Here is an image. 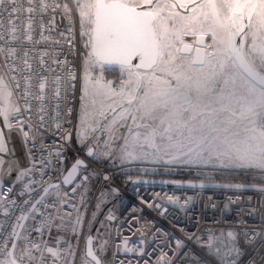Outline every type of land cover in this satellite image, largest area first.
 <instances>
[{
	"label": "snow or ice",
	"instance_id": "1",
	"mask_svg": "<svg viewBox=\"0 0 264 264\" xmlns=\"http://www.w3.org/2000/svg\"><path fill=\"white\" fill-rule=\"evenodd\" d=\"M28 3L31 5L33 0ZM74 3L79 13L81 37H88L85 47L90 49L85 60L83 93L87 94L88 85H91L93 94L102 92L109 98L118 97V101L113 99L109 105L114 113L111 124H116L117 119L131 121L126 125L128 135L122 137L121 161L147 156L169 157L167 163L211 164L264 172V0H181L179 7L188 8L190 5L193 15L172 12L167 19L160 13L175 9L177 4L161 6L159 0L156 3L153 0H74ZM6 4L11 9L8 13L9 39L5 41L9 47H0V54L7 59H22L23 67L15 64H5L4 67L12 73L23 74L24 111L31 112V97L41 103L39 110L43 112L47 77H36L39 83L37 92L33 93V66L27 59L29 52L24 49L21 58L17 55L19 49L11 46L15 42L23 44L33 40L32 14L36 8L24 9L28 22L21 40L16 35L17 26L11 20L20 8L16 6V0H0V8ZM46 7L41 0V10ZM63 7L69 13L71 23V10L67 4ZM177 18L181 24L179 29L174 26ZM168 21L173 27L168 26ZM197 32H210L212 43L204 45L202 36L195 39L194 43L203 47H196L195 57H191L193 44L186 43L183 36L196 37ZM3 39L4 32L0 31V40ZM40 64L43 67V58ZM98 64L101 67L105 64L119 66L121 76L126 79L120 81L118 91L112 87V82L88 75V68L95 71ZM68 76L70 80L76 78L72 69H69ZM11 80L17 89L21 88L15 75ZM56 80L59 81L60 77ZM12 95L0 75V101L3 102L0 117L7 127H11L10 116L21 112L19 106L10 102ZM54 95L60 96L59 88ZM86 115L82 103V123ZM104 115L101 111L100 116ZM40 119L43 120V116ZM20 127L23 131L24 125ZM109 129L110 126L106 125L105 130ZM2 135L0 132V137ZM27 135L24 131V136ZM77 136L81 137L79 131ZM4 150L0 144V151ZM102 155L110 156L111 153ZM87 156H94L91 148ZM81 165L83 161L77 160L63 183L70 184ZM27 171L30 169L21 174ZM50 187L59 189V185ZM52 194L48 187H43L37 192L39 199L31 203V209L36 211L46 206L44 201ZM54 195L60 197L61 193L57 190ZM24 219L27 217H19V220ZM17 226L23 228L22 224ZM228 235L231 237L233 233ZM87 243L86 256L100 264L93 253L91 238ZM12 247L16 248V244L13 243ZM33 247L39 249V245ZM47 251L57 255L53 248H47ZM23 254L34 259L30 249H24ZM12 255V252L7 253L8 257ZM0 264H17V261L0 260Z\"/></svg>",
	"mask_w": 264,
	"mask_h": 264
},
{
	"label": "built area",
	"instance_id": "2",
	"mask_svg": "<svg viewBox=\"0 0 264 264\" xmlns=\"http://www.w3.org/2000/svg\"><path fill=\"white\" fill-rule=\"evenodd\" d=\"M43 2L47 7L41 10V0H33L31 5L28 0H16L20 11L11 17L18 29L16 35L23 40L28 22L24 9L36 8L32 14L33 40L23 44L15 42L11 46L19 49L17 55L21 58L24 49L29 52L27 59L33 66V93L37 92L39 83L36 77H47L43 112L39 110L41 103L31 97V112L24 111L23 74L12 73L4 67L5 64H15L22 68V59H7L0 54V70L13 93L12 102L21 109L18 115L10 116L11 127L5 126L3 120L0 127L6 147L12 135L22 138L25 145L21 166L10 180L0 183V213L3 212L0 254L7 251L20 222L19 217L39 199L37 192L57 182L59 189H49L53 194L44 201L46 206L31 211L20 235L32 252L33 264H65L69 239L63 235L58 221L62 216L76 214L87 179H82L81 168L70 184L64 185L62 178L74 158L79 157L91 164L99 177L87 206L85 221L94 197L105 185L116 198H126L119 211L109 215L108 264H264V191L130 181L128 179L132 177L154 176L116 175L115 170L107 171L96 166L76 149L73 130L80 77L77 12L71 0ZM64 4L71 10V23ZM10 10L7 4L0 8V23L3 24L0 31L4 32L0 47L4 48L9 47L5 41L9 39ZM69 69L75 72L74 80L68 76ZM13 75L20 80V89L11 80ZM56 77L60 80L57 81ZM57 88L59 97L54 95ZM21 124L24 125L23 131ZM24 131H27V137ZM28 169L30 171L26 174H21ZM259 173L250 172L253 175ZM193 180L215 181L207 178ZM57 190L60 197L54 195ZM85 226L84 222L75 260L83 242ZM222 229V234L217 236ZM229 232L233 236L230 237ZM34 244L39 245V249L33 247ZM47 248H53L57 255L53 256Z\"/></svg>",
	"mask_w": 264,
	"mask_h": 264
},
{
	"label": "rangeland",
	"instance_id": "3",
	"mask_svg": "<svg viewBox=\"0 0 264 264\" xmlns=\"http://www.w3.org/2000/svg\"><path fill=\"white\" fill-rule=\"evenodd\" d=\"M75 6L74 0H71ZM157 0H153V3H156ZM161 6L165 3L170 4L167 0H159ZM76 9V8H75ZM77 12L78 18V26L80 32V77H79V100L77 103L76 110V120L73 130V144L76 149L84 152L85 150L92 148L94 152V156L89 157V160L95 164L96 166L102 167L104 170H115L116 173L120 171H124L128 174H135L140 176L158 174V173H169L170 175H183L189 177L191 179H200L207 178L213 179L216 182H222L216 180L218 176H225L230 173H247L250 172H260L259 176L264 177V172L259 169H243V168H235V167H221V166H213L209 165H197L192 163H181V162H173L167 163L166 161L169 157H163V159H158L153 156H147L143 159L131 160V161H121L120 159V148L123 146L122 137L127 136V127L126 125H130L131 121H121L117 119L116 124H111V121L114 117V113L110 110L109 105L112 104L113 99L118 101V97L109 98L103 95L102 92H98L93 94V90L91 85H88L87 94L83 93L84 87V75H85V60L88 59L87 53L90 51L89 48H86L85 45L88 42V37H81V29H80V21H79V13ZM172 12H179L181 15L192 16L193 14L190 11V8L187 12H180L177 9H165L160 13L161 17L167 19ZM199 15V13H197ZM203 19V17H201ZM168 26L171 28L173 24L171 21H168ZM177 29L181 28V24L178 21L174 25ZM206 36V45H210L212 43L211 33H202L197 32L196 37L192 35H185L183 39L186 43H191L195 46V39L200 38L201 36ZM251 42V37H249L248 43ZM207 51H211V49H206ZM191 57H195L194 53L190 54ZM0 75L3 76L1 70ZM88 75L90 77L102 78L103 82H112V87L119 90V83L122 79H126V76L122 77L121 72L118 65H96V70L93 71L91 68H88ZM109 75V76H108ZM4 77V76H3ZM6 82V81H5ZM84 94V100H81V96ZM10 102L13 104L12 99L10 98ZM82 103L84 105V112L87 113L84 116V123L81 121L82 117ZM3 105V102L0 101V106ZM115 107V105H112ZM103 111L105 113L104 116H100V112ZM118 111V109H117ZM3 120V117H1ZM98 122V123H97ZM110 126L111 135H109V130H105V126ZM92 128H96V131H92ZM81 133V137L78 138L77 132ZM0 132H2L0 127ZM107 141V147L105 146V142ZM0 144H2L3 148L6 150V144L4 136L0 137ZM12 146L8 148V151H5L7 155L2 158L4 164L7 166V162L10 160V150ZM1 151V152H4ZM151 151V150H149ZM111 153L110 156H104L102 153ZM162 155V154H161ZM87 167L85 169L81 168L83 173L87 176V180L85 181L83 188L81 190V200L78 206V210L76 214L73 216H62L60 217L58 223L59 226L63 229V235L69 239V248L67 258L65 260V264H92L89 259L83 253L84 239L90 231H93L94 237V249L98 256L101 259V264H108V225L110 221L109 215L116 214L120 206L126 203V198L120 196L116 198L114 195L110 193V190L107 185H105L98 194L94 197L90 209V213L85 221L86 210L90 200L93 198V193L95 188L97 187V183L99 180L98 174L96 173L94 167L87 163ZM11 166L8 167V172H10ZM217 177V178H216ZM224 183V182H223ZM3 212L0 213V218ZM79 220V222H78ZM86 224L84 230V237L81 247L79 248V252L77 258L75 260L78 239L81 235L83 224ZM221 233H218L221 235ZM25 233V232H24ZM24 249H29L23 240V235L21 234L17 240L16 248L14 250V257L19 262V264H33L32 260L28 255L23 254ZM32 253V252H31ZM32 256V255H31ZM21 257H23L21 259ZM33 257V256H32ZM0 260H10L7 256V251H4L0 254Z\"/></svg>",
	"mask_w": 264,
	"mask_h": 264
},
{
	"label": "water",
	"instance_id": "4",
	"mask_svg": "<svg viewBox=\"0 0 264 264\" xmlns=\"http://www.w3.org/2000/svg\"><path fill=\"white\" fill-rule=\"evenodd\" d=\"M202 0H197L196 2H200ZM203 40H204V45H206V36L203 35ZM198 46H193V51L192 53H195V48ZM199 47H203V45H200ZM114 65V64H113ZM92 149V148H91ZM89 149L85 150L83 152L84 156L89 158V156H87V152ZM77 160H81L83 161V165H81L79 168H84V165H88L87 162L85 160H83L82 158L76 157L74 158V160L72 161V163L69 165V167L67 168L63 178H62V183L64 181V178L68 175V173L72 170V167L76 164ZM79 168L77 169V173L79 171ZM76 173V175H77ZM76 175L73 177V179L76 177ZM81 177L83 180L84 177H86L85 174H81ZM72 179V180H73ZM128 180L130 181H137V182H144V183H160V184H170V185H182V186H192V187H221V188H231V189H253V190H261L262 188H264V185H260V184H244V183H226V182H216V181H202V180H193V179H171V178H163V177H132L129 178ZM64 185H67L65 183H63ZM51 185H57V182L51 183L49 186H47L49 189L52 188L50 187ZM236 185H241V187H236ZM42 194V193H41ZM32 209H31V205L27 208L25 214L23 216L28 217L29 214L31 213ZM26 219L24 220H20L19 224L24 225ZM22 228L17 226V229L15 231V233H17L18 235L14 234L11 243L7 249V253L8 252H12L13 255L12 257H9V259H15L14 257V250L15 248L12 247V244H16L17 240L19 238V235L21 233ZM91 238L92 240V250L94 255L96 256L97 260L100 261L101 264V259L98 256V254L96 253L95 249H94V237H93V231H90L87 236L84 239V246H83V253L86 256L87 253V248H88V239ZM87 259H89L91 261L92 264H95L94 261L91 260V257H87ZM17 261V260H16ZM17 264H19V262L17 261Z\"/></svg>",
	"mask_w": 264,
	"mask_h": 264
},
{
	"label": "bare ground",
	"instance_id": "5",
	"mask_svg": "<svg viewBox=\"0 0 264 264\" xmlns=\"http://www.w3.org/2000/svg\"><path fill=\"white\" fill-rule=\"evenodd\" d=\"M2 124V119L0 117V126ZM10 150V160L6 164L3 163L1 160V157L4 158L7 153L5 151H8V148L11 147ZM24 141L22 138L16 137V136H11L10 137V142L9 146L4 152L0 151V183L3 181L10 180L14 173L18 170V168L21 166L23 160H24ZM6 154V155H5ZM11 166L10 172H8V167Z\"/></svg>",
	"mask_w": 264,
	"mask_h": 264
},
{
	"label": "trees",
	"instance_id": "6",
	"mask_svg": "<svg viewBox=\"0 0 264 264\" xmlns=\"http://www.w3.org/2000/svg\"><path fill=\"white\" fill-rule=\"evenodd\" d=\"M109 76V75H108ZM73 160V158H72ZM116 175H128L124 171L116 173ZM154 177H165V178H176V179H191L189 177L179 175H170L169 173H158L152 174ZM217 178V177H216ZM216 180L226 182V183H244V184H260L264 185V177L259 175L247 174V173H230L223 176H218Z\"/></svg>",
	"mask_w": 264,
	"mask_h": 264
},
{
	"label": "flooded vegetation",
	"instance_id": "7",
	"mask_svg": "<svg viewBox=\"0 0 264 264\" xmlns=\"http://www.w3.org/2000/svg\"><path fill=\"white\" fill-rule=\"evenodd\" d=\"M154 1H155V0H154ZM196 1H197V0H196ZM167 2H169L170 4H173V3L177 4V7H176L175 9H177V10L180 11V12H187L188 9L190 8V5H189L188 8H180V7H179V3L181 2V0H167ZM185 2H187V0H185ZM200 2H202V1H200ZM189 44H191V43H189ZM193 46H195V45H193Z\"/></svg>",
	"mask_w": 264,
	"mask_h": 264
}]
</instances>
